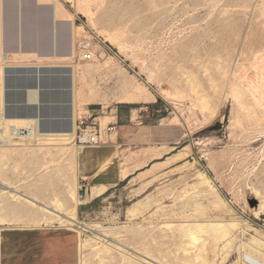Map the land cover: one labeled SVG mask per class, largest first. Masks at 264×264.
I'll return each instance as SVG.
<instances>
[{
  "label": "rangeland",
  "instance_id": "374dc122",
  "mask_svg": "<svg viewBox=\"0 0 264 264\" xmlns=\"http://www.w3.org/2000/svg\"><path fill=\"white\" fill-rule=\"evenodd\" d=\"M57 1L65 11L62 17L66 20L61 17L60 19L63 21L60 20L56 23L65 24L67 30L70 22H73L75 27L83 28L82 31H75V58L69 64L81 66L90 61L95 63V60H98L103 54L113 57L114 61L112 68L100 70V72L92 73L86 77L89 81L88 85L94 86L97 96L104 99L105 102L83 106L84 103L80 98L76 121L79 118L92 116L98 124L101 123L100 140L107 138L105 126L106 123L115 122L112 117H116L119 125L130 126L140 132L135 140H127L128 143L135 142L132 146L128 143L118 146L126 143L124 141L126 139L119 140L116 145L117 152L113 168L119 179L117 185L104 197L91 204L92 208L88 214L81 213L80 207L85 202L80 201L81 203L77 205V218L89 225L97 223L102 227H109L113 229L114 233H118L116 237L120 242L137 249H143L150 255L159 256L157 246L160 242L161 223L177 220L176 216L168 213L165 208L160 210L159 207L163 206L168 209L184 207L189 210L186 214L188 220L192 222H202L213 218L229 220L233 217L212 204L215 199L213 196H209L208 200H201L202 208L194 211V201L198 200L194 194L195 188L198 186L196 174L203 172L210 179L211 185L216 188L217 193L231 206L234 215L239 217L242 226L243 221L246 220L252 227L264 234V203L261 200L264 199V116H262L264 115V103L262 104L264 99L262 100L258 93H255L258 97L255 100L257 99L256 102L258 101L257 103L260 104L256 103L257 107L254 104L255 109H251L254 105L249 106L246 101L243 104L241 100L240 103L245 106L243 109L242 106L239 107V101L233 100V98L236 99L233 95H237L240 89L255 91L252 88L258 83L257 86L261 85L264 89V82H262L264 64L263 66L260 64L264 63V55H262L264 54L262 53L264 52V12L259 8L264 0H82V3L79 0ZM31 4L33 9L35 7V12L43 11V9L50 12L52 7L51 4H40L36 0H31ZM152 4L156 6L154 5V7ZM83 10L88 11L89 18L83 16ZM48 17L46 20L48 19L47 23H50ZM89 19L93 21L94 28L88 25ZM48 25L50 26L51 23ZM122 25H127V28L121 27ZM105 37L117 43L120 50L106 42ZM69 42H71L70 33L62 44L64 48L61 45L58 50L65 52L66 48L69 51L68 49L71 47ZM81 44L88 45L95 54L93 60L82 61L77 58ZM1 46L3 45L0 43V53ZM4 48H6L5 45ZM18 57H11V63L6 64L1 63L0 60V67L4 65L33 66L42 63L40 60H33L34 58L30 60V57L25 58V61L24 58H19V61ZM254 61L259 62L260 71L256 70L258 65ZM44 62L43 64H56V62ZM230 63L231 66H229ZM176 64H183L187 68L192 74L190 78L193 79L194 85H189V83L177 85L171 82V75ZM220 66L224 69L229 66L228 72L225 69L228 75L226 74L222 80L218 79V74L215 72ZM258 71L261 74H259L260 77L257 75ZM233 74L237 77H233ZM239 79H242L241 86H239L241 84ZM236 80L239 84H236ZM134 81L141 83L150 93V96H147L148 104L131 105L120 101L125 93L123 85L133 86L136 84ZM81 84V80L77 79L78 90ZM249 84L252 86L251 89L248 87ZM236 91L237 93H235ZM153 96L156 99L154 103L150 101ZM205 98L209 104L206 103V100L202 102ZM211 100L212 102H210ZM191 103H193V107L190 106ZM205 103V108L208 109L206 111L203 107ZM246 105L250 108L248 109ZM207 106L209 107L207 108ZM219 106L220 109H218ZM174 107L175 109H173ZM187 108L191 110H187ZM246 108L253 110L254 113L249 112ZM133 110L136 113L132 112ZM189 111L192 113L190 114ZM180 113L182 119L177 118V123L175 118ZM200 113L205 119L201 117ZM135 116L136 118L131 120ZM163 118L167 120L165 125L160 124V120ZM250 118L251 120H249ZM171 120L175 122L170 123ZM184 121L187 122V125ZM216 123L219 124L217 128L208 129ZM193 124L196 125L193 126ZM197 125L199 128L196 129ZM143 126L148 127L146 132L140 130ZM190 129L195 130L191 132ZM26 144L21 147L31 148V143L28 144L29 147ZM187 149L188 151H186ZM166 152L167 154H164ZM156 154H164L162 158L156 160L162 164L150 166L148 171L142 174L138 173L140 170L135 171L142 167L143 162L150 160V157ZM172 158L173 160H171ZM1 162L4 163L2 166L5 167L8 176H11L10 169L16 170L17 174L22 173V176L28 175V170L10 158H2ZM127 163L130 165L128 169ZM186 163L187 165H185ZM122 168L133 173L124 181L120 179ZM152 169L158 171L153 173ZM82 184L86 185V182L83 181L80 184L78 182V185ZM142 186L144 187L142 188ZM250 202H255V205L250 206ZM144 203L147 205L146 207H144ZM130 208H134L132 212L134 210L135 213L128 212L131 210ZM143 209L146 211L144 214ZM154 210L157 211L154 212ZM128 215L130 216L128 217ZM151 223L153 224L151 225ZM19 226L13 227L24 229ZM54 226L42 228L58 227L56 224ZM62 228L65 229V227ZM69 228H71L69 230H77L76 226ZM137 233L140 235L135 237ZM250 235H254V232L248 231L244 238L239 237L238 240L242 239L246 242ZM87 236H91V234L83 231L79 234L80 240ZM200 236L198 244L205 235ZM140 239L143 240V245L138 243ZM237 241L228 251L219 252L216 255L215 264L222 263L221 261L224 259L222 264L236 262L238 257ZM184 244L188 245L189 242L186 241L178 247L179 251H182ZM194 244L196 245V243ZM190 245L191 243L187 248L193 247ZM175 247L169 246L170 249H175ZM227 256L228 258H226ZM213 258V254L208 255V259L212 260Z\"/></svg>",
  "mask_w": 264,
  "mask_h": 264
},
{
  "label": "bare ground",
  "instance_id": "6f19581e",
  "mask_svg": "<svg viewBox=\"0 0 264 264\" xmlns=\"http://www.w3.org/2000/svg\"><path fill=\"white\" fill-rule=\"evenodd\" d=\"M81 1L82 0H79L80 3H82ZM36 2H40V4L44 5L51 4V11H44L45 9H43V11L35 12L36 10L34 11L35 7L34 9L32 8L31 0H0V43L3 45L1 46L2 50L0 53L1 63H11V57L13 56H19L18 60L19 58H24L23 60L25 61V58L27 59V57H30V60L34 58L33 60L36 61L37 59V61L40 60L42 62L39 65L33 66L4 65L0 67V160H2V158H10L12 161L21 164L23 168L28 170V175L22 176V173L17 174L15 172L16 170L14 171L10 169L9 173L11 176H8L5 167H3L4 163H0V229L15 228L13 226L19 225L24 229H39L42 227L48 228V226L53 227L55 224L58 226H56L57 228L65 227V229H71L69 227L76 226L78 234H81L82 231L91 234V236H87L85 239L79 240L78 249L80 264H215L216 262H214V260L216 259L215 257L219 252L222 253L223 251H228L233 247L234 243H236L239 237L244 238L246 232L252 231L254 232V235H250L246 242H244L242 239L237 241L236 250L238 257L234 264H264V234L260 233L258 229L252 227V225H250L246 220L243 221L244 223L242 226V222L239 220V217L234 215V211L231 206L217 193L216 188L211 185L210 179L203 172L196 174V177L198 178V186L195 188L196 191L194 194L195 198L198 200L194 201V211H198L202 208L203 204L201 203V200H208L209 196H213L215 199L212 201V204L214 206L216 205L220 207L224 213L230 214L233 217H231L229 220L213 218L202 222H192L188 220V216L186 214L189 210L184 207L179 209H168L163 206L159 207L158 209L160 210L165 208L168 213L176 216L177 218V220L173 222H159L161 223L160 242L157 246L159 248V256L150 255L143 249H137L120 242L118 237H116L118 233H114L113 229L109 227H102L97 223L89 225L81 222L77 218L78 204L102 197L106 191L105 187L96 186L90 189V193L85 199H78V189L80 188V185H78L77 178V159L80 153V148L74 143L76 136L78 103L80 98H82V103H84L83 106L105 102L104 99H101L97 96V91H95L93 88L94 86L92 87L88 85L89 81L86 77L92 73L98 71L100 72V70L112 68L114 66V61L113 57H108L107 55L103 54L98 60L94 59L95 63L90 61L81 66L69 64L70 61L73 60L75 53V31H82L83 28L81 26L75 27L72 24L73 22H70V25L68 26V30L70 31H68L65 24L61 25L56 23L57 21L61 20L60 18L65 13L64 9L57 0H36ZM259 8H261V5ZM262 12L264 11L262 10ZM82 14L83 16H87L89 18L88 11L83 10ZM47 17L50 18V26L48 25L50 23H47ZM63 18L64 17H62V19ZM64 19L66 20V18ZM57 25L61 26L58 27ZM88 25L94 28L93 21L90 19L88 20ZM126 26L127 25H122L121 27L124 28ZM68 33H70L71 42L69 43L71 44V47H68L69 49L67 48L69 51H67L65 48V52H62L58 49L68 37ZM180 35L182 36V33ZM105 41L114 48L120 50L118 44L112 39L105 37ZM4 45L6 48H4ZM62 46L64 48V45ZM14 61L16 62L17 60ZM43 61L56 62V64H43ZM258 61L261 62V60ZM259 62L256 61V65H258ZM260 64L263 66L264 63ZM229 66H231V63ZM229 66L227 67L229 68ZM224 67L226 66L224 65ZM224 67L220 66L217 68V71H215L218 74L219 80H222L223 77L225 78L226 74L228 75V68H225L227 69L226 72ZM259 68L260 67L258 65L257 69H255L258 70ZM173 71L174 72L171 75L172 83L177 85L188 83L189 85H194L192 83L193 79L190 78L192 74L189 73L183 64L174 65ZM259 74L260 72L257 74L260 77L261 74ZM235 76L236 75L233 74V77ZM238 77L240 78V75H238ZM77 79L81 80L82 82L79 90L77 89L76 85ZM259 79H257V81ZM215 80L218 81L217 79ZM241 80L239 79V82ZM263 80L262 82H264ZM259 82L261 81L259 80ZM134 84L135 85L133 86L123 85L125 93L120 101L122 103L131 105L148 104L147 96H150V93L144 86L141 85V83L134 81ZM236 84H239L238 81ZM192 85L190 87L191 89ZM233 85H235L234 81ZM241 85L242 81L239 86ZM257 85L252 88L255 91H249L246 89H244L245 91H242L243 89H240V92L238 91L237 95L232 93L234 94L233 96L239 100L234 99L232 95L231 97L233 100H235V102L239 101L238 104L242 100L243 104L244 101H246L248 102L246 104L249 106L254 105L258 102H256L257 99L255 100L257 97V94L255 95V93H258L262 100L264 99V97H262L264 96V89L261 87V85ZM248 87L251 89L252 86L249 84ZM235 93H237V91ZM45 96L46 99L44 98L45 100L43 101L47 103V107L42 113H40L39 116L33 115L32 108L31 112L23 113L22 115V111L27 112V106H36L39 104L42 97ZM155 100L156 99L153 96L150 101L154 103ZM205 100L207 101L205 98L202 100V102ZM208 102L209 101L206 103ZM210 102H212V100ZM206 103L203 105L205 111L208 110L205 108ZM263 103L264 102H262V104ZM191 104L192 105L190 106L193 107V103ZM257 104L256 107L258 106ZM240 106H242V103H240L239 107ZM249 106L246 105L248 109L250 108ZM261 106L259 107L262 110ZM208 107L209 106H207V108ZM242 107L245 109V106ZM254 107L255 105L251 109L256 108ZM220 108L221 107L219 106L218 109ZM247 108L246 110H248ZM173 109H175V107ZM191 109L187 108V110ZM257 110L261 111L259 109ZM248 111L253 112V110ZM132 112H135V110ZM262 112L261 114L264 113ZM191 113L192 112H190V114ZM200 114L202 117L203 114ZM181 116L182 115L180 113V115L175 118L176 120H173L177 122V118H180V120L182 119ZM112 118L116 120V117ZM135 118L136 116L131 120ZM202 118L205 119V117ZM249 120H251V118ZM175 121L171 120L170 123ZM166 122V118L160 120V124H166ZM108 124L109 123H106V126ZM185 124L187 125V122H185ZM195 125L193 124V126ZM99 126L101 127V123ZM197 127L199 128L198 125L195 128L197 129ZM190 130L192 132V130L195 129ZM114 134L111 137L112 139L116 137ZM26 143H31V148ZM24 144H26L29 148H22L21 146H24ZM188 149L186 151H188ZM143 155L145 157V154ZM162 155L163 154H156L152 157L160 158ZM128 160L129 159H127V161ZM171 160H173V158ZM147 162H143V164L141 163L142 166L146 165ZM160 163V161H157L152 166ZM185 165H187V163ZM129 166L130 165L128 164L127 169ZM161 166L163 167V165ZM127 169H121V179L123 181L128 179L129 174L132 173ZM148 169L149 167L139 172L142 174L145 171H148ZM155 171L158 170H153V173ZM150 173L151 172H149V174ZM143 187L144 186H142V188ZM261 200L264 203V199ZM147 205H149L148 202ZM147 205L145 204L144 207ZM130 209L131 210L128 212H132V209L134 208ZM144 210L145 209H143V211ZM157 210H154V212ZM145 212L146 211H144L143 214ZM132 213H135V211L133 210ZM130 215H128V217ZM156 223L158 224V222ZM152 224L153 223H151V225ZM203 234L205 236L202 237L203 240H200L198 244V237L200 235L203 236ZM139 235L140 234L137 233L135 234V237H138ZM205 237L207 239H204ZM186 241L189 242V244L191 243L193 247L187 248L189 244H184L185 246L183 245L184 247H182V251H179L180 248L178 247H180ZM138 243L143 245V240L140 239ZM194 243L198 245L196 246ZM170 245H173V247L176 246L175 249H170ZM177 251H179V253H177ZM209 254H213L214 256L212 260L208 259ZM228 256L226 258H228ZM224 260L221 262L223 263Z\"/></svg>",
  "mask_w": 264,
  "mask_h": 264
},
{
  "label": "crops",
  "instance_id": "0c3cea01",
  "mask_svg": "<svg viewBox=\"0 0 264 264\" xmlns=\"http://www.w3.org/2000/svg\"><path fill=\"white\" fill-rule=\"evenodd\" d=\"M30 106L27 112H21L22 115L23 113L31 112ZM112 123H116V129L113 133L106 132L105 135L107 138H102L103 140H101L98 147L87 148L78 155V182L79 184L83 181L86 182L84 199L93 187H105L106 191L102 196L104 197L117 185L119 179L116 177L115 169L113 168L116 159L115 154L117 152L116 145L119 140L126 139L124 140L126 143L118 146L127 144V140H135L136 136L140 133L130 126L119 125L117 120ZM140 130L146 132L148 127L143 126ZM113 134L115 136L117 135L116 137L114 136V139L111 138ZM128 144L132 146L135 142L132 141ZM151 157L148 162L146 161V165L135 171H142L145 167L148 165V167L152 166L157 162L156 160L160 159L159 157H152L151 159ZM138 173L141 174L140 172ZM102 197L88 200L85 204H82L80 207L81 213L88 214L92 208L91 204ZM78 236L79 234L76 230L64 228L0 229V264H78L80 240Z\"/></svg>",
  "mask_w": 264,
  "mask_h": 264
},
{
  "label": "built area",
  "instance_id": "2783aa9c",
  "mask_svg": "<svg viewBox=\"0 0 264 264\" xmlns=\"http://www.w3.org/2000/svg\"><path fill=\"white\" fill-rule=\"evenodd\" d=\"M261 9L264 11V2H261ZM94 55L95 54L89 49L88 45L81 44L77 58L82 61H90ZM115 129L116 123L111 122L106 126L107 133H112ZM100 135V126L92 116L79 118L76 121V136L74 143L80 148V153L87 148L98 147L101 143ZM85 191L86 185H80V188L78 189L79 200L84 199Z\"/></svg>",
  "mask_w": 264,
  "mask_h": 264
},
{
  "label": "water",
  "instance_id": "95a60500",
  "mask_svg": "<svg viewBox=\"0 0 264 264\" xmlns=\"http://www.w3.org/2000/svg\"><path fill=\"white\" fill-rule=\"evenodd\" d=\"M44 98L46 99V96L42 97L41 101L36 106H33V107L30 106L32 108L33 115L39 116L40 113H42L43 110L47 107V103L43 101L45 100ZM28 107L29 106H27V108ZM253 205H255V202H250V206H253Z\"/></svg>",
  "mask_w": 264,
  "mask_h": 264
},
{
  "label": "trees",
  "instance_id": "16d2710c",
  "mask_svg": "<svg viewBox=\"0 0 264 264\" xmlns=\"http://www.w3.org/2000/svg\"><path fill=\"white\" fill-rule=\"evenodd\" d=\"M158 101H160V100H158ZM218 126H219V124L216 123L213 126H210L208 129L213 130V129L217 128Z\"/></svg>",
  "mask_w": 264,
  "mask_h": 264
}]
</instances>
